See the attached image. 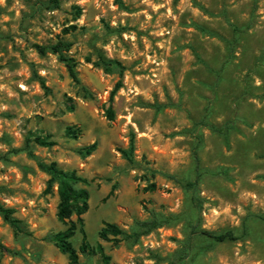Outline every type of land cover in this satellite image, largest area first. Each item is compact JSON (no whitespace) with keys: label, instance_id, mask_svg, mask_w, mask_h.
<instances>
[{"label":"rangeland","instance_id":"374dc122","mask_svg":"<svg viewBox=\"0 0 264 264\" xmlns=\"http://www.w3.org/2000/svg\"><path fill=\"white\" fill-rule=\"evenodd\" d=\"M122 2L0 4V202L21 220L17 231L0 214V264H72L40 162L85 179L87 240L110 264H264V0ZM198 172L201 209L183 185ZM105 222L125 235L103 240ZM78 264L104 262L91 252Z\"/></svg>","mask_w":264,"mask_h":264},{"label":"trees","instance_id":"16d2710c","mask_svg":"<svg viewBox=\"0 0 264 264\" xmlns=\"http://www.w3.org/2000/svg\"><path fill=\"white\" fill-rule=\"evenodd\" d=\"M122 5V0H118ZM61 0H49V5L51 8L60 7ZM41 52H45L44 47L38 46ZM54 51L60 55V57L66 61L69 73L75 81H79L78 73L75 69V63L70 59L62 55L61 48L59 45L53 47ZM122 87V83L120 81L116 82L110 94V105L107 108V116L109 119L115 118V111L113 108L114 98L116 93ZM68 132L74 137L77 136L78 130H75L71 127L68 128ZM44 145H52L54 142H46L45 140L41 141ZM98 143L94 142L84 148H82L83 152L88 154L92 153L97 149ZM134 149L133 141H131L130 151L122 150L123 154L130 158ZM198 157L196 156L197 169L198 168ZM39 166L45 170L49 175L50 184L57 183L58 184V194H59V203L57 216L58 218L67 225V228L61 231H58L54 234L53 239L58 246V248L68 255L69 261L72 264H78L80 261V253H99L104 264H110L111 256L107 254L102 243H97L95 247L91 246L87 240V234L84 229V218L83 215L87 212L89 208V192L85 188H80L76 186L79 181H85L82 177L78 176L75 171H65L61 169L56 163H45L40 162ZM202 174L200 172L197 173L196 178L193 181L185 182L183 185L192 190L193 192V203L196 208H202V200L198 196H196L195 192L197 189V185L200 181ZM15 209L12 207H7L5 204L0 202V214L15 230L21 231V220L17 218L15 215ZM76 215V220L72 217ZM148 228L147 231L152 230L157 226V224L146 222L145 224ZM82 233V241L77 249L72 241L73 236L77 231ZM146 231V232H147ZM125 230L122 229L118 224L113 222H105L103 227L99 232V236L103 240H116L120 236L125 235ZM193 233L198 235H205L217 241H225V240H235L237 237L232 231H227L224 233H217L212 230L199 229L198 226H193ZM135 237H138L140 234H133ZM0 249H6V246L0 241Z\"/></svg>","mask_w":264,"mask_h":264},{"label":"clouds","instance_id":"9594fccd","mask_svg":"<svg viewBox=\"0 0 264 264\" xmlns=\"http://www.w3.org/2000/svg\"><path fill=\"white\" fill-rule=\"evenodd\" d=\"M4 3V0H0V4H3Z\"/></svg>","mask_w":264,"mask_h":264}]
</instances>
